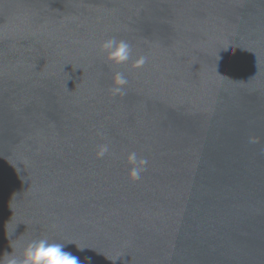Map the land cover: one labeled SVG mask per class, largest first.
Listing matches in <instances>:
<instances>
[{"label": "water", "instance_id": "1", "mask_svg": "<svg viewBox=\"0 0 264 264\" xmlns=\"http://www.w3.org/2000/svg\"><path fill=\"white\" fill-rule=\"evenodd\" d=\"M39 237L82 264H264V0H0V261Z\"/></svg>", "mask_w": 264, "mask_h": 264}, {"label": "clouds", "instance_id": "2", "mask_svg": "<svg viewBox=\"0 0 264 264\" xmlns=\"http://www.w3.org/2000/svg\"><path fill=\"white\" fill-rule=\"evenodd\" d=\"M100 52L104 59L110 65L119 67L132 59V47L123 40L111 37L105 39L100 44ZM147 62L146 56H139L133 63V68H140ZM128 84L127 77L120 71H116L113 76V86L110 92L113 96L123 95L125 86ZM257 138L250 139V143H257ZM109 152V146L103 144L99 146L97 157L103 158ZM130 165L128 176L131 180L136 181L141 178V174L146 170L148 161L146 158L138 157L135 151L129 152L126 157ZM66 243L50 241L47 237H39L28 241L19 255L7 253L5 259L0 264H82L78 256L70 251L65 250ZM83 251L82 247L77 248ZM90 260V258H88Z\"/></svg>", "mask_w": 264, "mask_h": 264}]
</instances>
